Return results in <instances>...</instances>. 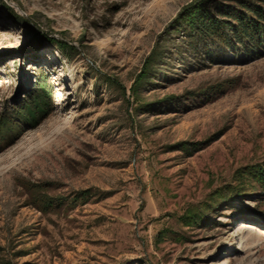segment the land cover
<instances>
[{
	"label": "rangeland",
	"instance_id": "374dc122",
	"mask_svg": "<svg viewBox=\"0 0 264 264\" xmlns=\"http://www.w3.org/2000/svg\"><path fill=\"white\" fill-rule=\"evenodd\" d=\"M234 1L0 0V113L51 97L0 144V264H264V51L184 21Z\"/></svg>",
	"mask_w": 264,
	"mask_h": 264
},
{
	"label": "trees",
	"instance_id": "16d2710c",
	"mask_svg": "<svg viewBox=\"0 0 264 264\" xmlns=\"http://www.w3.org/2000/svg\"><path fill=\"white\" fill-rule=\"evenodd\" d=\"M234 2L236 6L222 5V9H218L221 17L212 16L207 10L208 5H198L199 7H195L184 21H187L191 29H195V36L204 43L220 46L235 54L257 56L260 51H264V0ZM196 10L200 12L199 15L193 14ZM39 83V88L30 93L27 104H19L12 114L0 113V144L15 139L22 131L23 125L35 126L49 113L50 92L44 82ZM254 172H257L255 176L259 174L256 180L263 195L264 168ZM249 173L252 174V171ZM235 186L232 187L233 190L243 187V182L239 181Z\"/></svg>",
	"mask_w": 264,
	"mask_h": 264
},
{
	"label": "bare ground",
	"instance_id": "6f19581e",
	"mask_svg": "<svg viewBox=\"0 0 264 264\" xmlns=\"http://www.w3.org/2000/svg\"><path fill=\"white\" fill-rule=\"evenodd\" d=\"M230 249H232V248H230Z\"/></svg>",
	"mask_w": 264,
	"mask_h": 264
}]
</instances>
